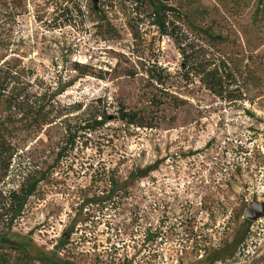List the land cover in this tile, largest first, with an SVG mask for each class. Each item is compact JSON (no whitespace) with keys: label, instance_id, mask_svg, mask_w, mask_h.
Listing matches in <instances>:
<instances>
[{"label":"rangeland","instance_id":"1","mask_svg":"<svg viewBox=\"0 0 264 264\" xmlns=\"http://www.w3.org/2000/svg\"><path fill=\"white\" fill-rule=\"evenodd\" d=\"M79 1L0 0V124L19 149L4 189L40 179L0 223V264H264V214L243 217L264 203V0L167 2L252 55L259 94L235 107L181 78L143 8ZM37 110L60 123L25 130Z\"/></svg>","mask_w":264,"mask_h":264},{"label":"trees","instance_id":"2","mask_svg":"<svg viewBox=\"0 0 264 264\" xmlns=\"http://www.w3.org/2000/svg\"><path fill=\"white\" fill-rule=\"evenodd\" d=\"M126 1L135 5L132 8L134 11H141L143 8L142 14L146 13L144 15L146 21L160 35H165L172 41L180 55V75L183 80L186 82L197 80L206 91L232 107L253 103L256 94H259L256 91L251 95L250 82L254 78L253 58L251 54L240 51L236 35H233L231 53L225 49L228 38L215 33L209 19L206 22L201 13L193 15L189 10L184 11L181 5L167 3L168 0ZM237 10V8L236 11L232 9V16L237 15ZM202 23L205 24L199 25ZM9 86L8 76L7 79H1L0 93L6 92ZM62 92L64 89L57 87L51 96L55 97ZM38 96L41 99L45 97V94ZM14 98L16 102L20 101L22 104L25 103L23 100H28L29 96L21 88ZM43 101L44 99L41 104ZM59 119L56 113L37 110L32 113L29 121L24 122L23 126L25 130L41 133L49 126L60 123ZM92 123L101 127L105 123V118L98 117ZM128 124L132 123L128 122ZM89 128L94 129V127H86V129ZM66 131V134H69V130ZM74 137L68 140L69 150L73 149ZM14 138L11 129L0 124V223L12 224L21 216L27 200L33 196L40 182V179L34 180L32 175H26L16 189H4L11 178L12 163H15L19 150ZM62 152L63 148H60L58 159H61ZM17 254L25 256L21 250L17 251Z\"/></svg>","mask_w":264,"mask_h":264},{"label":"water","instance_id":"3","mask_svg":"<svg viewBox=\"0 0 264 264\" xmlns=\"http://www.w3.org/2000/svg\"><path fill=\"white\" fill-rule=\"evenodd\" d=\"M94 0H93V5H94ZM264 214V203H260V204H252L250 206V209H248L245 213H244V218L248 221H256L257 219H259L261 216H263Z\"/></svg>","mask_w":264,"mask_h":264},{"label":"flooded vegetation","instance_id":"4","mask_svg":"<svg viewBox=\"0 0 264 264\" xmlns=\"http://www.w3.org/2000/svg\"><path fill=\"white\" fill-rule=\"evenodd\" d=\"M140 179H142V178H134L132 180H134V181L136 180L137 181V180H140ZM125 180L127 182V180H131V179H125ZM110 183L113 184L114 186H119V184H122L123 182L119 181V180H116V179H111Z\"/></svg>","mask_w":264,"mask_h":264},{"label":"built area","instance_id":"5","mask_svg":"<svg viewBox=\"0 0 264 264\" xmlns=\"http://www.w3.org/2000/svg\"><path fill=\"white\" fill-rule=\"evenodd\" d=\"M85 2H87V0H84ZM80 4H82L83 2H81V0L79 1ZM111 179L108 180V183H110Z\"/></svg>","mask_w":264,"mask_h":264},{"label":"bare ground","instance_id":"6","mask_svg":"<svg viewBox=\"0 0 264 264\" xmlns=\"http://www.w3.org/2000/svg\"><path fill=\"white\" fill-rule=\"evenodd\" d=\"M60 230V229H59Z\"/></svg>","mask_w":264,"mask_h":264}]
</instances>
